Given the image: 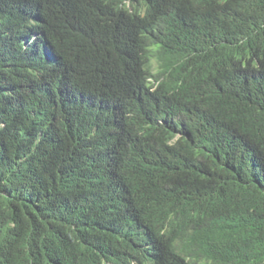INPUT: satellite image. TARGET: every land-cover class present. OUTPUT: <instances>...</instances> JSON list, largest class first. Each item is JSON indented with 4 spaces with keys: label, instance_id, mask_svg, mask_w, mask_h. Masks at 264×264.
<instances>
[{
    "label": "trees",
    "instance_id": "1",
    "mask_svg": "<svg viewBox=\"0 0 264 264\" xmlns=\"http://www.w3.org/2000/svg\"><path fill=\"white\" fill-rule=\"evenodd\" d=\"M0 264H264V0H0Z\"/></svg>",
    "mask_w": 264,
    "mask_h": 264
},
{
    "label": "clouds",
    "instance_id": "2",
    "mask_svg": "<svg viewBox=\"0 0 264 264\" xmlns=\"http://www.w3.org/2000/svg\"><path fill=\"white\" fill-rule=\"evenodd\" d=\"M156 11L154 10L151 14H154ZM41 18L43 21H46L47 17H46V14H42L41 13Z\"/></svg>",
    "mask_w": 264,
    "mask_h": 264
}]
</instances>
